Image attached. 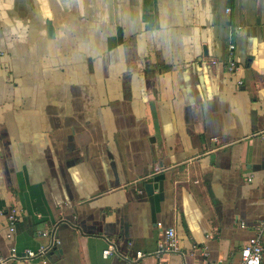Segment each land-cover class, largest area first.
<instances>
[{
    "label": "crops",
    "instance_id": "1",
    "mask_svg": "<svg viewBox=\"0 0 264 264\" xmlns=\"http://www.w3.org/2000/svg\"><path fill=\"white\" fill-rule=\"evenodd\" d=\"M4 11L2 252L242 264L264 224V0H11ZM169 226L179 253L133 258Z\"/></svg>",
    "mask_w": 264,
    "mask_h": 264
},
{
    "label": "built area",
    "instance_id": "2",
    "mask_svg": "<svg viewBox=\"0 0 264 264\" xmlns=\"http://www.w3.org/2000/svg\"><path fill=\"white\" fill-rule=\"evenodd\" d=\"M230 10V8L228 9ZM236 48L235 44L230 45V49L232 52V56L229 60V70L235 71L240 68L239 64L236 61L234 56V50ZM242 83V80L239 81ZM18 209L13 207L8 212V231H7V238L13 239L14 234L17 229L18 223ZM160 226L162 224L160 223ZM264 233V224L259 228L257 234L252 236L249 239V242L246 246L242 249L241 258L242 264H263V252H264V244L261 238V235ZM48 234L47 232L44 235ZM50 247L45 245L40 246L38 249L33 248H25L23 250H19L16 245H12L9 249L8 254H4L0 248V264H17L24 260H30L34 258H41L42 264H50L49 259L47 257L48 251ZM181 251L179 239L177 235V230L175 227L169 226L164 229V236L159 241L158 249L155 252H145L143 250H137L136 256L133 257L135 259H142L151 255L153 253H172ZM116 252L115 245L110 243L104 250L103 254L105 257L111 256ZM207 264H215L213 262H208Z\"/></svg>",
    "mask_w": 264,
    "mask_h": 264
},
{
    "label": "clouds",
    "instance_id": "3",
    "mask_svg": "<svg viewBox=\"0 0 264 264\" xmlns=\"http://www.w3.org/2000/svg\"><path fill=\"white\" fill-rule=\"evenodd\" d=\"M11 7V0H8V2H5V0H0V19L7 20L6 12L4 11L6 8ZM21 21H17V26H21ZM13 34H15L16 29H12Z\"/></svg>",
    "mask_w": 264,
    "mask_h": 264
},
{
    "label": "water",
    "instance_id": "4",
    "mask_svg": "<svg viewBox=\"0 0 264 264\" xmlns=\"http://www.w3.org/2000/svg\"><path fill=\"white\" fill-rule=\"evenodd\" d=\"M146 188H147V190H148L149 192H151L152 189H153V183H150V182L146 183Z\"/></svg>",
    "mask_w": 264,
    "mask_h": 264
}]
</instances>
